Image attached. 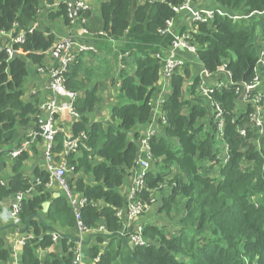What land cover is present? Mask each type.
<instances>
[{"label": "trees", "instance_id": "16d2710c", "mask_svg": "<svg viewBox=\"0 0 264 264\" xmlns=\"http://www.w3.org/2000/svg\"><path fill=\"white\" fill-rule=\"evenodd\" d=\"M215 1V8L226 14L216 12L213 19L195 23L193 30L183 28L180 33L190 32L188 42L196 47L197 59L204 69L214 73L226 64L235 83H251L264 49V14L258 13L264 11V0ZM67 2L0 0V32H26L24 42L15 44L24 53L10 57L0 49V163L12 160L11 178L5 184L0 181V203L33 188L32 195L21 202L20 219L33 234L25 241L23 264H73L77 250L72 232L75 217L65 195L53 197L45 186L48 173L40 167L35 168L33 177L27 175L28 152L15 157L12 154L22 147L19 130L38 111L33 102L23 99L30 65H44V52L57 40L38 23L41 4L56 5L49 17L69 23ZM184 2L102 3V25L97 29L102 28L110 40L122 41L121 52L128 53L135 67L133 74L124 75L121 102L112 109L110 125L89 118L100 101L99 87L87 90L78 79L81 63L74 62L67 74L70 90H84L74 103L82 116L73 132H86L90 146V151L68 157L75 172L83 175L72 177L70 183L88 199L82 208L84 225L106 228L107 232L93 234L94 243L86 248L92 259L100 257L98 264H264V135L251 126L252 106L239 108L236 86L215 90L211 98L222 105L225 119L220 141L228 147L229 159L224 161V151L216 141L217 125L210 118L212 110L199 91L201 77L196 74L185 92L193 71L187 61L172 77L171 92L165 96L162 109L168 123L150 140L157 161L140 195L143 201L150 202L153 193L159 192L157 209L169 220L145 225L150 243L144 246L132 248L118 236L122 220L116 214L128 202L120 189L139 155L138 128L154 118V99L159 92L156 84L163 67L162 59L156 55L163 56L170 50L175 35L166 30L167 21L178 15L174 7ZM34 24L37 26L30 31ZM242 128L246 129L245 135L240 132ZM63 138V134L58 136V149L63 146ZM87 174L93 177V184L85 180ZM36 178L41 179L40 184L34 181ZM47 201L51 205L44 212ZM46 221L71 230L61 233L56 243L54 229ZM1 233L0 229V264H6L11 251ZM51 247L54 251L43 258L37 253Z\"/></svg>", "mask_w": 264, "mask_h": 264}, {"label": "built area", "instance_id": "2783aa9c", "mask_svg": "<svg viewBox=\"0 0 264 264\" xmlns=\"http://www.w3.org/2000/svg\"><path fill=\"white\" fill-rule=\"evenodd\" d=\"M68 1V0H67ZM145 2L154 3L157 0H144ZM199 0H185V2L179 6L174 7V11L178 14L182 11H186L191 16V22L193 24L198 22H207L214 18L216 12L219 14H226L223 10H218L215 7L210 8H196V4ZM89 6L84 0H71L67 2V10L69 17V24L73 25L80 19L82 23H87V18L84 13L87 12ZM264 14V11L258 12ZM34 24L30 31L36 27ZM168 32L175 35V40L163 56L157 54L156 57L162 59L163 67L160 71V82L166 81L170 85L172 83V77L179 70L183 69L186 64V59L180 57L177 53L178 47L183 46L187 52L196 54L197 49L194 45H191L188 41L191 38L190 32L180 33L174 29V18L167 21ZM85 32H89L85 29ZM25 31H21L17 35H13V32H0V39H8L6 44H3L0 40V49L5 50L10 57L14 54L24 53L20 49L15 48V44L22 43L25 40ZM103 33V32H102ZM77 51H84L87 49H94L93 46L86 44H80L77 42L73 32H69L67 35L58 38L54 44L44 52L53 57L54 63L51 66H38L39 71L47 70L49 74L48 88L51 92L50 99L40 104L38 112L35 114L37 120L38 129L33 132L34 138L40 137L44 141L43 150V164L42 169L48 173V179L45 182V186L48 190H53L58 187L60 191L65 195L69 206L71 207L75 217V232L74 237L76 240L77 250L73 264H89L85 261L84 250L86 245V238L88 236L93 237L95 233L107 232L103 225L97 228H88L84 225L82 220V208L88 204V199L82 192L76 191L71 186L70 179L75 176L74 166L69 164L68 157L73 155L77 156L80 152L87 150L90 151V146L87 143V133L81 132L79 135H75L73 128L71 131L63 126V123L68 118L72 124H76L81 120V114L76 109L74 103L77 98V92L70 90L67 87V74L70 71V67L76 60ZM262 70H264V49L261 50L260 56L255 68L256 75L251 83L243 82L241 84L235 83L232 80V74L226 69V64L222 65L218 71L210 73L206 69H202L198 74L201 77L199 91L200 94L209 103L211 108L210 118H212L217 125V145L224 151V161L229 159L228 147L225 143L222 144L220 140H223L224 133V113L220 103L211 98V94L215 90H220L225 86H236V92L238 95V104L240 108H246L252 106L250 113V123L252 127H255L262 135H264V83L262 81ZM209 78H211L210 81ZM63 98V99H62ZM67 98L68 101H65ZM165 101L162 98H156L154 101V118L147 125L142 126L140 130L139 140V155L136 160L135 166L129 170L133 174L132 184L127 194L128 202L125 208L117 211L118 217L122 220V229L118 231V236L124 238L128 245L133 247L144 246L150 243V240L145 236V225L150 224V218L148 214L152 210V207L157 205L160 194L153 193L150 202L143 201L140 195L146 188V176L152 170L154 163L157 159L153 156L152 146L150 140L153 136H156L162 132L164 125L168 123V118L162 109ZM242 135L246 134V129L240 130ZM63 134V146L58 149V136ZM26 146H22L20 149L15 150L13 156L19 155L22 151H26ZM1 183L5 184L3 178ZM37 184L41 183L40 178L34 180ZM33 188L26 193H17L15 198L16 202L10 209V216L14 221L20 219L21 202L26 196L32 195ZM52 237L54 242H58L61 237V232L52 231ZM26 241V240H25ZM92 259L91 257H89ZM100 257L97 256L92 259L94 264H98Z\"/></svg>", "mask_w": 264, "mask_h": 264}, {"label": "crops", "instance_id": "0c3cea01", "mask_svg": "<svg viewBox=\"0 0 264 264\" xmlns=\"http://www.w3.org/2000/svg\"><path fill=\"white\" fill-rule=\"evenodd\" d=\"M67 1V0H66ZM71 1V0H68ZM89 8L87 10V23H82L78 19L75 24L70 25L63 18H50V13L52 10H55L56 5L51 6L45 3L41 4L40 15L38 18V23L44 29H48L49 32L56 35V39L67 35L69 32H73L76 40L80 44H86L93 46L94 49H87L84 51H77V57L74 61L75 63H81V69L78 72V79L83 81L85 88L91 89L93 87H99L98 95L100 96L99 103L94 107V109L89 113V118L96 123H102L104 126L111 124V113L114 106L118 105L121 101L119 98L121 94V85L122 80L124 79L125 74H133L135 67L131 62L130 56L128 53H122L123 42L117 40H110L107 38V34L102 30V28L97 29L99 25H102L101 22V5L107 0H84ZM216 6L215 0H199L196 4V8H212ZM85 13V14H86ZM194 24L191 22V16L188 12L182 11L174 18V29L180 34V30L186 28L185 31L193 30ZM87 29L89 32H85ZM103 32V33H102ZM180 57H183L189 62L192 68L195 71V75L200 74L203 65L197 59L196 54L190 52L177 51ZM45 62L43 66H51L54 63V59L51 55L45 54ZM73 62V63H74ZM37 64L30 65V73L26 79L24 87V96L23 99L27 102H33V104L39 109L40 104L50 99L51 92L48 88L49 84V74L47 70L39 71ZM161 79V73L160 78ZM158 80L156 86L159 89L158 95L156 98H162L168 95L171 92V85L166 82H160ZM209 78L208 81H210ZM191 85L190 83L188 86ZM187 83L185 87L187 88ZM185 88V89H186ZM189 91L186 89L185 91ZM77 97L79 95L83 96L84 90H78ZM157 93V92H156ZM154 99V101L156 100ZM63 99V98H62ZM65 101H68L67 98H64ZM76 100V99H75ZM38 112V111H37ZM36 112V113H37ZM34 116V115H33ZM118 124V123H117ZM116 125V124H115ZM63 126L66 127L69 131L72 130L74 124L71 123L70 119H66L63 123ZM38 129L36 118L32 117L27 126L19 130L20 136L19 141L22 146H26V152L29 153V159L26 161V173L28 176L34 174L35 168L40 167L42 169L43 162V150H44V141L40 137L34 138L32 136L33 132ZM141 126L138 128L140 131ZM137 130V129H136ZM137 130V131H138ZM100 161L99 159L96 161ZM1 171L0 177L5 181H8L12 176V160L7 159L6 162L0 163ZM87 174L85 180L93 184V177ZM76 177L83 176L82 173H76ZM133 174L128 173L125 178L124 184L121 187L120 191L125 195L128 194L130 186L132 184ZM53 197H59L62 195V191L58 187H55L51 190ZM159 192H156L158 194ZM16 202L15 197L8 198L0 203V229L1 234L6 241L8 249L11 251V258L6 264H23V248L25 240L32 238V232H29L28 226L22 222L21 219L14 221L10 216V209L13 207V204ZM158 205L155 206V209ZM154 211H150L148 217L150 218L151 223L163 224L160 221L158 216V222L153 218ZM165 222V221H164ZM48 226H52L54 231L61 233H68L71 229L56 223L52 225L50 221H46ZM73 234L75 229L72 230ZM94 237V236H93ZM88 236L86 238V245L84 250L85 261L89 264H94L92 259L89 258L87 253V245L94 243V238ZM54 251V248L51 247L46 250L39 249L37 253L41 258L45 257L47 252Z\"/></svg>", "mask_w": 264, "mask_h": 264}, {"label": "rangeland", "instance_id": "374dc122", "mask_svg": "<svg viewBox=\"0 0 264 264\" xmlns=\"http://www.w3.org/2000/svg\"><path fill=\"white\" fill-rule=\"evenodd\" d=\"M196 78V75H195V71H194V69H193V71H192V75H191V78H189V79H187V86H188V84L190 83H192L193 82V79H195ZM186 88V87H185ZM186 89H188V87L186 88ZM185 89V90H186ZM185 92H187V91H185ZM240 108V107H239ZM240 109H244V108H240ZM124 194V193H123ZM158 195H159V193H158ZM151 211H154L155 213L153 214V218L155 219V221H157L158 222V216L160 217V221L159 222H164V221H167V220H169L168 218H166L165 217V215L163 214V213H160L159 212V210L156 208L155 209V205L152 207V210Z\"/></svg>", "mask_w": 264, "mask_h": 264}, {"label": "water", "instance_id": "95a60500", "mask_svg": "<svg viewBox=\"0 0 264 264\" xmlns=\"http://www.w3.org/2000/svg\"><path fill=\"white\" fill-rule=\"evenodd\" d=\"M178 50H179V51L186 52V49H185L183 46H181V45L178 47ZM50 205H51V202H50V201H47V202H45V203L43 204V210H44V212H47V211H48ZM38 218H39L41 221H43V218H42L41 216H38Z\"/></svg>", "mask_w": 264, "mask_h": 264}]
</instances>
